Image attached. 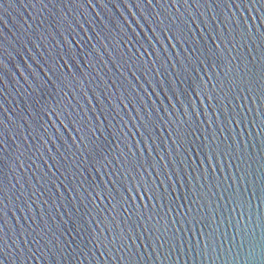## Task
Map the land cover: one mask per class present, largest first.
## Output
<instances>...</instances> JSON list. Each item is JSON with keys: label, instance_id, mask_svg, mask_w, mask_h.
Here are the masks:
<instances>
[{"label": "water", "instance_id": "1", "mask_svg": "<svg viewBox=\"0 0 264 264\" xmlns=\"http://www.w3.org/2000/svg\"><path fill=\"white\" fill-rule=\"evenodd\" d=\"M261 245L264 0H0V264Z\"/></svg>", "mask_w": 264, "mask_h": 264}, {"label": "snow or ice", "instance_id": "2", "mask_svg": "<svg viewBox=\"0 0 264 264\" xmlns=\"http://www.w3.org/2000/svg\"><path fill=\"white\" fill-rule=\"evenodd\" d=\"M59 239L60 238L57 237L56 241H58ZM56 241H53V244L56 246L57 251H60L59 244H57ZM33 242H38V241H36L35 237H33ZM45 247H47V245H45ZM33 255H34V253H33ZM249 256H250L251 264H264V245H261V251H260L259 257H256L254 255V250L252 253L249 254Z\"/></svg>", "mask_w": 264, "mask_h": 264}]
</instances>
